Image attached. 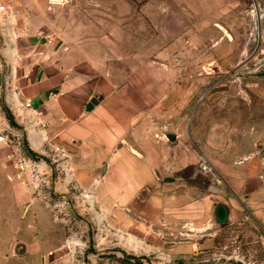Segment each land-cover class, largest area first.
<instances>
[{
  "label": "rangeland",
  "instance_id": "1",
  "mask_svg": "<svg viewBox=\"0 0 264 264\" xmlns=\"http://www.w3.org/2000/svg\"><path fill=\"white\" fill-rule=\"evenodd\" d=\"M0 1V126L14 139L0 146V250L9 257L0 264H264V189L242 204L223 180L212 190L198 164L193 186L170 185L153 170L156 182L141 183L142 158L129 156L140 141L129 135L121 160L141 187L117 203L111 170L123 184L132 174L112 167L113 150L75 155L52 142L16 104L22 64L9 58L25 16L55 40L67 26L99 33L113 56L102 66L118 82L133 74L135 91L148 71L151 153L168 133L188 134L200 157L207 151L228 166L254 157L264 170V0ZM29 245L48 251L42 262Z\"/></svg>",
  "mask_w": 264,
  "mask_h": 264
},
{
  "label": "crops",
  "instance_id": "2",
  "mask_svg": "<svg viewBox=\"0 0 264 264\" xmlns=\"http://www.w3.org/2000/svg\"><path fill=\"white\" fill-rule=\"evenodd\" d=\"M25 19L15 28L14 46L9 49L12 62L22 64L16 71L15 83L19 91L41 110L42 117L47 121V137L52 142L77 152L75 155L87 149L92 150L93 156L101 157L106 155V151L113 150L115 158L112 159V167L118 169L117 173L126 171L132 174V180L126 179L123 184L111 170L110 183L117 203L132 201L136 194L133 189L141 187L134 181L129 163L121 160L125 153L123 148L119 149V142L123 143L125 139L127 143L134 142L130 141L132 138L140 141L141 152L137 150V154L131 152L129 156L136 158L140 155L142 158L141 183L156 182L153 170L158 177L163 175L164 181L170 185L193 186L189 178L197 172L194 167L204 157L213 164L236 200L247 204L251 202L248 199L254 197V202H258L257 193L264 189V170L254 157L235 166L226 165L224 158L219 159L207 151L200 157L192 137L187 134L188 140H184L180 133H174L177 135L175 140L163 137L158 141L157 149L152 146L153 151L150 152V143L146 141L150 131L148 71L141 70V83L136 84L135 91L132 88L135 86L133 74H129L124 82H118L106 65V68L102 66L103 62L113 57L109 50L102 47L107 38L99 33L96 36L76 35L67 26L62 27L60 38L55 40L49 29L36 31L30 16H25ZM97 26L95 22L94 27ZM47 27H50L49 24ZM41 31L46 38L39 36ZM87 59L93 62L92 66H84L83 61ZM193 137L199 139L198 134H193ZM132 149L135 150L134 147ZM189 204L195 206L197 202ZM27 250L28 256L36 255L41 262L48 252L38 247L33 250L30 245ZM0 259L9 263L6 248L0 250Z\"/></svg>",
  "mask_w": 264,
  "mask_h": 264
},
{
  "label": "built area",
  "instance_id": "3",
  "mask_svg": "<svg viewBox=\"0 0 264 264\" xmlns=\"http://www.w3.org/2000/svg\"><path fill=\"white\" fill-rule=\"evenodd\" d=\"M1 6L2 3L0 1ZM39 36H43L46 38L45 35H43L42 31L39 32ZM50 41V40H49ZM16 104L19 105L20 110L22 109V112L26 115H33L36 118V122L38 124H42L43 126H47V122H45L44 118L42 117V112L38 108L34 106L33 100L30 98L23 97L22 93L20 91L16 92ZM6 131V132H5ZM46 132V131H45ZM14 143V139L11 138L9 132H7L6 127L0 126V144H5L9 147L14 146L12 145ZM60 149V148H59ZM15 155V153H14ZM16 166L20 168V170H23L28 166V162L22 158L20 155L17 156ZM198 170L200 173L208 174L211 178V189L215 192L219 191V185L221 184L222 178L219 176L218 172L216 171L213 164L207 159L202 158L198 164ZM21 175V173L19 174Z\"/></svg>",
  "mask_w": 264,
  "mask_h": 264
},
{
  "label": "water",
  "instance_id": "4",
  "mask_svg": "<svg viewBox=\"0 0 264 264\" xmlns=\"http://www.w3.org/2000/svg\"><path fill=\"white\" fill-rule=\"evenodd\" d=\"M167 137H168L170 140H175L176 137H177V135L174 134V133H168V134H167ZM219 214H220V216H223V215H222V212H220V211H219Z\"/></svg>",
  "mask_w": 264,
  "mask_h": 264
},
{
  "label": "bare ground",
  "instance_id": "5",
  "mask_svg": "<svg viewBox=\"0 0 264 264\" xmlns=\"http://www.w3.org/2000/svg\"><path fill=\"white\" fill-rule=\"evenodd\" d=\"M3 10V8H2V6H1V4H0V11H2ZM87 197H90V194H87L86 195Z\"/></svg>",
  "mask_w": 264,
  "mask_h": 264
},
{
  "label": "flooded vegetation",
  "instance_id": "6",
  "mask_svg": "<svg viewBox=\"0 0 264 264\" xmlns=\"http://www.w3.org/2000/svg\"><path fill=\"white\" fill-rule=\"evenodd\" d=\"M219 211H220V212H222V211H223V209H222V208H219Z\"/></svg>",
  "mask_w": 264,
  "mask_h": 264
},
{
  "label": "trees",
  "instance_id": "7",
  "mask_svg": "<svg viewBox=\"0 0 264 264\" xmlns=\"http://www.w3.org/2000/svg\"><path fill=\"white\" fill-rule=\"evenodd\" d=\"M219 207H220V208H222V209L224 208V206H222V205H221V206H219Z\"/></svg>",
  "mask_w": 264,
  "mask_h": 264
}]
</instances>
